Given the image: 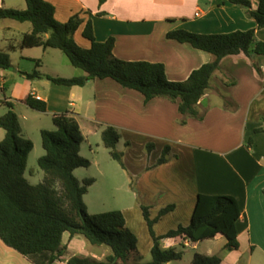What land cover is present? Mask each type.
Wrapping results in <instances>:
<instances>
[{"label": "crops", "instance_id": "1", "mask_svg": "<svg viewBox=\"0 0 264 264\" xmlns=\"http://www.w3.org/2000/svg\"><path fill=\"white\" fill-rule=\"evenodd\" d=\"M45 1L54 7L59 22L75 14L80 16L83 22L74 33L79 46L90 47V41L82 35L90 21L97 41L114 38L113 54L118 59L162 63L170 81L185 80L213 56L168 39L169 31L216 34L255 29L256 40L264 42V28H258L240 6L227 0H105L102 4L99 0ZM250 1L256 9L258 1ZM29 29L21 32L16 44L0 49L9 55L10 63L0 66V116L8 110L6 103L13 104L21 132L29 139L23 121L31 122L41 132L47 127L42 124L44 116H51L53 124L52 117L64 113L76 120L84 139L107 126L114 127L122 134L119 142L123 139L130 143L126 155L131 163L129 170L132 176L140 175L137 188L143 202L151 204L157 196L156 203L148 206L149 213L158 214L160 209L174 206L160 216L167 220V228L159 235L189 224L199 193L228 194L236 199L240 211L235 224L237 240L242 241L239 247L250 253L256 249L264 252V128L256 131L264 126V55L256 54L251 47L248 54L223 57L197 103L199 117H190L179 113L176 102L163 97L144 102L141 93L110 78L88 80L83 86L26 79L22 72L34 69L69 78L63 74L68 63L54 51L58 49L40 47L38 53L30 51L38 47H20L22 35ZM28 94L43 100L46 111L24 104L22 100ZM4 134L0 128V141ZM136 140L141 147L144 141L156 143L145 154L134 149ZM166 145L176 157L152 167ZM131 211L141 213L133 207L122 209L126 225ZM66 234L63 243L68 252L75 236L68 234L65 243ZM177 242L182 244L179 238H165L162 245L177 246ZM69 257L64 255L53 264H66ZM0 264L34 263L0 239Z\"/></svg>", "mask_w": 264, "mask_h": 264}, {"label": "trees", "instance_id": "2", "mask_svg": "<svg viewBox=\"0 0 264 264\" xmlns=\"http://www.w3.org/2000/svg\"><path fill=\"white\" fill-rule=\"evenodd\" d=\"M104 1L99 0V3ZM227 1L240 6L258 28H264V0H257L256 9L252 8L250 0ZM25 2L24 9L0 8V21L13 19L30 23V29L22 35L20 47L58 49L67 56L72 66L84 73L64 78L34 69L29 73L22 72L26 79L44 78L59 85L83 86L88 80L110 78L124 88L141 93L144 102L157 97L176 102L179 113L190 117H199L197 103L209 88L211 77L223 57L248 54L251 47L256 54L264 55V42L256 40L255 29L216 34L172 30L166 34L168 39L208 52L213 58L193 70L185 80L170 81L162 63L118 59L113 54L114 38L97 41L90 21L82 31V35L90 41V47L79 46L74 40V33L83 22L78 14L66 22H59L54 17V7L45 0ZM9 64V55L0 51V66L7 67ZM22 102L36 111H46V103L32 94H28ZM6 106L7 112L0 116V128L5 131L0 141V239L34 264H53L62 259L67 251V245L63 243L64 233L70 237L81 235L92 245L110 248L104 260L73 255L66 260V264H167L181 260L183 250L177 246L164 247L162 240L165 238H179L182 247H185L184 242L196 243L220 234L226 238L225 247L238 248L235 224L240 211L236 199L228 194L199 193L189 224L179 225L159 236L152 232L148 206L141 205L152 235L151 260L143 262V256L137 249V238L126 226L121 210L93 215L87 213L83 196L94 180L85 179L81 184L74 175L76 168L89 165L80 156L84 137L76 120L66 113L54 115L55 128L41 130L44 154L38 158L37 164L43 177L37 184H31L24 177V172L33 143L23 136L13 104L6 103ZM184 122L181 120V123ZM101 137L103 144L111 149V155L121 161L122 155L115 149L120 139L118 131L107 126ZM152 147L147 145L148 152ZM175 157L166 145L157 164ZM262 191L264 194V188ZM173 207L171 204L160 209L158 216ZM220 262L218 256L195 252L191 264Z\"/></svg>", "mask_w": 264, "mask_h": 264}, {"label": "rangeland", "instance_id": "3", "mask_svg": "<svg viewBox=\"0 0 264 264\" xmlns=\"http://www.w3.org/2000/svg\"><path fill=\"white\" fill-rule=\"evenodd\" d=\"M3 7L24 9L26 7L25 0H4ZM7 26H11L8 29ZM30 27L28 22H18L13 19H3L0 21V49L5 50L9 43L16 44V41L21 38V32ZM8 39V40H5ZM42 48L38 47L34 52H40ZM28 51V50H26ZM57 55H60L68 63V68L64 67L63 74L66 76L74 77L82 75L83 71L79 68H75L69 62L67 56L60 50H54ZM17 112L21 114L20 108ZM43 125L47 130L55 128L51 122V116H44ZM25 125V134L30 137L33 143V148L30 151L27 159V165L24 172V177L31 184H37L43 177V172L37 164V160L44 154L42 147L40 132L34 128L31 122L23 121ZM118 131V130H117ZM120 137L121 132L118 131ZM136 140L133 147L138 150L139 153L148 154L147 145H153L151 150L155 146V141L148 140L144 141L143 146H139ZM129 141L123 139L116 144V151L121 153V161L115 159L111 155V149L107 148L102 141L101 132L97 134L89 135L81 144L80 156L89 162L86 167H78L74 170V175L81 182L85 179H93L94 182L88 187L86 194L83 196L84 202L87 207V213L89 215L108 212L112 210H121L124 208H137L141 211L140 214H133V211L127 213L128 229L137 238V249L143 256V262L151 260L150 246L152 244V235L148 226L147 221L144 219L142 214L141 205L152 206L157 201V196L154 198L153 203H144L143 196L137 188V181L140 177L132 176L129 170L131 163L128 160L127 150L129 147ZM161 155V153H160ZM159 155V157H160ZM158 157V158H159ZM157 158V159H158ZM157 159L152 167H157L161 164H157ZM170 158L169 160H171ZM95 160L97 161L95 163ZM168 160V161H169ZM149 219L152 222L151 228L155 236H159L161 230L167 228V220H161L162 218L154 211L149 213ZM66 234L64 236V242L67 239ZM237 249H229L225 247L226 238L224 236H218L213 239H205L191 245H182L177 242V247L183 250V258L178 261L171 262V264H190L192 261L193 254L195 252L218 256L221 259L220 264H264V252L254 250L252 253L246 251L241 246L239 247L240 241H238ZM242 244V243H241ZM68 252L66 251L65 257L71 256L72 254L81 257H93L98 260H104L105 257L110 253V248L105 245H92L83 236L77 235L68 246ZM73 256V255H72Z\"/></svg>", "mask_w": 264, "mask_h": 264}, {"label": "built area", "instance_id": "4", "mask_svg": "<svg viewBox=\"0 0 264 264\" xmlns=\"http://www.w3.org/2000/svg\"><path fill=\"white\" fill-rule=\"evenodd\" d=\"M3 1L4 0H0V8L3 7ZM185 245H188L187 243Z\"/></svg>", "mask_w": 264, "mask_h": 264}]
</instances>
